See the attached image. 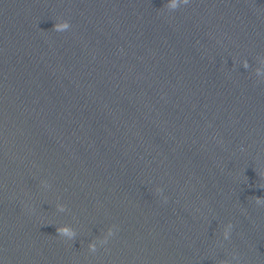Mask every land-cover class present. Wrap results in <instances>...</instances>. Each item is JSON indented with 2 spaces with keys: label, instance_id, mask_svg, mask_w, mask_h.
Wrapping results in <instances>:
<instances>
[{
  "label": "water",
  "instance_id": "obj_1",
  "mask_svg": "<svg viewBox=\"0 0 264 264\" xmlns=\"http://www.w3.org/2000/svg\"><path fill=\"white\" fill-rule=\"evenodd\" d=\"M261 61L264 0H0V264H264Z\"/></svg>",
  "mask_w": 264,
  "mask_h": 264
},
{
  "label": "clouds",
  "instance_id": "obj_2",
  "mask_svg": "<svg viewBox=\"0 0 264 264\" xmlns=\"http://www.w3.org/2000/svg\"><path fill=\"white\" fill-rule=\"evenodd\" d=\"M179 2H180V0H168V8L169 9H175L176 7H178ZM68 27H69V25L67 22H61V23H57L54 25V28L56 31H64ZM245 67H247V64H245ZM255 71H256L257 76H264V61H261L260 66L257 67ZM158 191H161V190L158 189ZM257 202H259V201H257ZM58 209L60 211L64 210L62 205H58ZM229 228H230V226H229ZM57 232L59 234L65 236V237L69 238V239H71L75 235V232L67 225L59 227L57 229ZM111 235H113V230L110 228L107 231V234L104 236L103 239H101L99 241H93V242H90L88 244L89 250L95 251L97 243H101V244L105 243L107 241V238ZM223 235H224V239H227L228 238V231L226 230Z\"/></svg>",
  "mask_w": 264,
  "mask_h": 264
}]
</instances>
